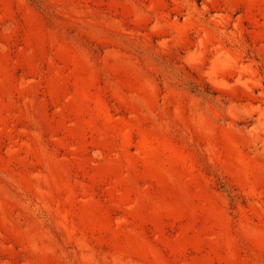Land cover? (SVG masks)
<instances>
[{
    "label": "rangeland",
    "instance_id": "1",
    "mask_svg": "<svg viewBox=\"0 0 264 264\" xmlns=\"http://www.w3.org/2000/svg\"><path fill=\"white\" fill-rule=\"evenodd\" d=\"M0 264H264V0H0Z\"/></svg>",
    "mask_w": 264,
    "mask_h": 264
}]
</instances>
